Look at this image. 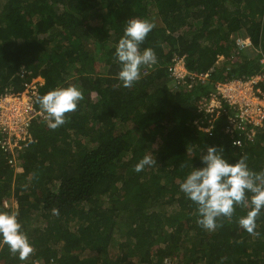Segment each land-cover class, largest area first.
Masks as SVG:
<instances>
[{"label": "trees", "instance_id": "obj_1", "mask_svg": "<svg viewBox=\"0 0 264 264\" xmlns=\"http://www.w3.org/2000/svg\"><path fill=\"white\" fill-rule=\"evenodd\" d=\"M133 18L155 24L140 51L154 49L158 63L125 88L115 50ZM239 37L250 47L235 46ZM175 56L193 74L184 81L170 76ZM262 60L264 0H0V99L38 76L37 110L56 88L84 95L57 130L34 122L15 161L0 132V211L18 214L35 248L22 262L0 243V264H264V214L256 238L238 224L249 210L238 206L209 232L179 189L211 146L264 171V129L253 127V141L235 130L238 147L223 131L226 112L209 133L195 124L199 101L218 84L264 74ZM150 153L156 167L135 172Z\"/></svg>", "mask_w": 264, "mask_h": 264}, {"label": "clouds", "instance_id": "obj_2", "mask_svg": "<svg viewBox=\"0 0 264 264\" xmlns=\"http://www.w3.org/2000/svg\"><path fill=\"white\" fill-rule=\"evenodd\" d=\"M154 28L155 24L147 19L133 18L128 21L115 50V56L121 66L118 79L123 87L132 88L140 81L143 66H155L158 63L154 49L146 48L143 52L140 51V45L145 42ZM235 46H237V41ZM249 47L250 45L244 49ZM83 99L82 90L76 86L56 88L38 99L41 109L37 110L33 105L32 107L35 112L46 116L43 120H48V127L51 130H57L68 122L66 114L75 112L79 102ZM222 115L216 116L212 123L208 121L206 115H203V119H198L195 124L204 125L206 121L205 128L213 129L214 122ZM32 124L30 123L29 132ZM197 127L200 131L209 133L206 129L202 130L204 126L197 125ZM223 152V148L208 147L206 154L200 157L203 167H192L193 170L180 183L179 189L197 206V213L200 217L197 223L203 229L211 232L222 227V222L218 223V221L223 219L231 221L238 206L241 209H249L246 216L238 218L240 227L250 236L259 237L257 220L264 214V171L251 170L247 163V154L242 155L235 163H230L224 158ZM156 165L157 161L150 153L140 159L133 170L139 173L146 167H156ZM185 167L187 165L181 164V169ZM51 212L54 216L59 217L60 215L58 208L53 207ZM22 227L17 213L9 214L0 211V238H2L0 243L6 245L13 256H18L19 260L24 262L35 254V248L30 244ZM49 264H54V260Z\"/></svg>", "mask_w": 264, "mask_h": 264}, {"label": "built area", "instance_id": "obj_3", "mask_svg": "<svg viewBox=\"0 0 264 264\" xmlns=\"http://www.w3.org/2000/svg\"><path fill=\"white\" fill-rule=\"evenodd\" d=\"M249 45L250 42L248 39L242 41L237 40V46L240 49ZM171 63L169 67L170 76L178 82L184 81L186 77L193 75L187 72L184 57L175 56L172 58ZM206 77V74L200 75L201 80H204ZM248 86L250 87L246 88ZM8 95L10 93L5 94L3 98L8 97ZM7 100L8 98L4 99V101ZM229 108L232 111L230 115H228L227 111ZM197 109L199 113L205 114L211 123L216 116L226 112L227 122L225 132H228L230 135H235L234 137L236 139L233 143L238 147L242 146V142L237 138L239 134L234 133L235 130L244 132L247 139L253 141L256 135L253 127L264 129V74L245 79H233L218 84L215 91L211 93L210 98L202 99L198 102ZM12 110L17 111L16 108ZM16 114L17 112L5 113L0 109V132L5 135L1 146L12 155V161L15 160V149L20 152L33 142L29 132L30 123L27 121V125H23V123L18 121V114ZM249 125L252 127H248ZM13 126L14 128L16 127V130L20 131L23 138L18 137V139H13L14 133H10ZM12 141H15L13 148L10 147ZM32 264L39 263L33 262Z\"/></svg>", "mask_w": 264, "mask_h": 264}, {"label": "rangeland", "instance_id": "obj_4", "mask_svg": "<svg viewBox=\"0 0 264 264\" xmlns=\"http://www.w3.org/2000/svg\"><path fill=\"white\" fill-rule=\"evenodd\" d=\"M231 38H232V36H230V39ZM237 40L242 41L245 39L239 37V38H237ZM223 60L224 59L221 57L218 59V62L221 63ZM22 71H23V73H25L24 70H22ZM43 81L44 80L41 77H39V76L35 77L31 80L30 83L27 84L26 88L22 92L8 95V97H6V98H8L7 101H4V99H6V98H3V99L1 98L0 99L1 111L5 112V113H16L17 112L18 121L20 123H23V125H27V121L29 123H34V122L38 123L41 120H43L44 118H46V116L44 114H42L40 112H35L33 109V107H34L33 96L35 95L36 89L38 88L39 85H41L43 83ZM249 87L250 86H248L246 88H249ZM32 104H33V107H32ZM15 107H16L17 111L12 110ZM197 125L200 127L204 126L202 128V130L206 129L207 132H210L212 130L211 128H205L206 121L204 122V125L200 124V123ZM10 133H14L13 139H18V137L23 138L22 134H20V131L16 130V127L14 128V126H13L12 131ZM234 136L235 135L232 134V135H230V138H233ZM14 146H15V141H12V144L10 147L13 148ZM13 161H15V160H13ZM12 163L14 164V162H12ZM165 263L171 264V260L166 259Z\"/></svg>", "mask_w": 264, "mask_h": 264}, {"label": "bare ground", "instance_id": "obj_5", "mask_svg": "<svg viewBox=\"0 0 264 264\" xmlns=\"http://www.w3.org/2000/svg\"><path fill=\"white\" fill-rule=\"evenodd\" d=\"M16 108V107H15Z\"/></svg>", "mask_w": 264, "mask_h": 264}]
</instances>
